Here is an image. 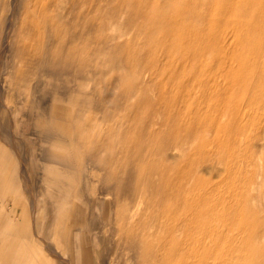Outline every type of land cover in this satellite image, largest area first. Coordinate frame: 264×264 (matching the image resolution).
Wrapping results in <instances>:
<instances>
[{
	"label": "rangeland",
	"instance_id": "rangeland-1",
	"mask_svg": "<svg viewBox=\"0 0 264 264\" xmlns=\"http://www.w3.org/2000/svg\"><path fill=\"white\" fill-rule=\"evenodd\" d=\"M0 148V264H264V0H0Z\"/></svg>",
	"mask_w": 264,
	"mask_h": 264
},
{
	"label": "crops",
	"instance_id": "crops-1",
	"mask_svg": "<svg viewBox=\"0 0 264 264\" xmlns=\"http://www.w3.org/2000/svg\"><path fill=\"white\" fill-rule=\"evenodd\" d=\"M6 163H8V162L6 160L5 152H4V150L2 148H0V169H1V171L3 169H5L4 167L6 165H8ZM46 167H47V169H51V167L48 166V165H46ZM11 181H12V179L11 178L10 179L8 178L7 183H10ZM1 207H4V208L6 207L7 209L9 207H12V205H11V203H10V201H9L8 198H2V199H0V210H1ZM8 210H10V209H8ZM9 214L11 215V218L13 219L15 213L14 214H11V212H10ZM14 218H15V220H17V214L15 215ZM2 230H3V233H6V230H4V229H2ZM3 264H9V259L6 258L5 261L3 262Z\"/></svg>",
	"mask_w": 264,
	"mask_h": 264
}]
</instances>
